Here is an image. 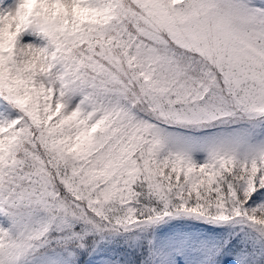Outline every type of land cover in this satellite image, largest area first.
<instances>
[{
  "label": "snow or ice",
  "instance_id": "obj_1",
  "mask_svg": "<svg viewBox=\"0 0 264 264\" xmlns=\"http://www.w3.org/2000/svg\"><path fill=\"white\" fill-rule=\"evenodd\" d=\"M0 264H264V0H0Z\"/></svg>",
  "mask_w": 264,
  "mask_h": 264
}]
</instances>
